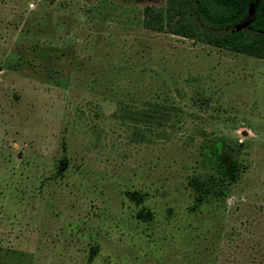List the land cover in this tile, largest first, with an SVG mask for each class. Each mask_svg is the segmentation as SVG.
<instances>
[{"label":"rangeland","instance_id":"rangeland-1","mask_svg":"<svg viewBox=\"0 0 264 264\" xmlns=\"http://www.w3.org/2000/svg\"><path fill=\"white\" fill-rule=\"evenodd\" d=\"M165 3L0 0V264H264V58L144 28Z\"/></svg>","mask_w":264,"mask_h":264},{"label":"trees","instance_id":"trees-1","mask_svg":"<svg viewBox=\"0 0 264 264\" xmlns=\"http://www.w3.org/2000/svg\"><path fill=\"white\" fill-rule=\"evenodd\" d=\"M244 22H248L245 29L232 30ZM142 26L264 58V0H166L163 7L146 5L143 8ZM235 176L231 161L228 174L194 179L193 204L187 207L188 214L201 213L202 206L209 208L212 203H216L213 210L219 209L228 190V178ZM133 197L138 201L141 194L134 192Z\"/></svg>","mask_w":264,"mask_h":264},{"label":"water","instance_id":"water-1","mask_svg":"<svg viewBox=\"0 0 264 264\" xmlns=\"http://www.w3.org/2000/svg\"><path fill=\"white\" fill-rule=\"evenodd\" d=\"M249 12H250V14H251V11H250V10H249ZM247 23H248V22H244V23H242V24H239V25H237V26H234V27L232 28V30H233V31H236V30H243V29L246 28Z\"/></svg>","mask_w":264,"mask_h":264}]
</instances>
